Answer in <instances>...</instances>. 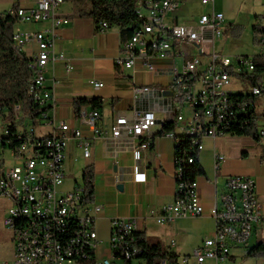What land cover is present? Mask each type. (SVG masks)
I'll return each instance as SVG.
<instances>
[{
    "label": "built area",
    "instance_id": "obj_1",
    "mask_svg": "<svg viewBox=\"0 0 264 264\" xmlns=\"http://www.w3.org/2000/svg\"><path fill=\"white\" fill-rule=\"evenodd\" d=\"M201 1L212 3V11L202 14L193 25H186L174 19L185 0H138L140 22L132 37L124 41L121 54L115 58L119 74L127 69L171 74L172 97L177 100L175 121L182 125L183 133L177 136L168 131L166 134L174 138L175 144L183 137L188 138L192 151L197 152L203 149L204 137L225 135L234 127L247 128L252 122L264 138V113L259 110L264 107V34L258 41L260 51L255 54L231 56L217 51L216 40L223 35L221 25L225 14L214 9V0ZM36 2L35 6H16L9 10L23 23L51 21L47 30H15L13 36L19 52H24L27 44L35 43L37 47L32 55L33 74L27 91L36 108L15 104L13 130L5 121L7 113L0 114V197L10 201L3 222L13 233L12 264H134L144 250L135 236L137 220L112 218L110 254L98 257L101 239L96 218L85 207L84 186L75 184L72 189L62 188L66 178L67 145L77 140L84 156L89 157L92 142L81 128L66 121L57 122L51 115L54 97L46 85L45 69L51 60L64 58L63 55L56 56L53 48L57 28L67 24L69 18L57 12L65 0ZM260 21L264 27V15ZM108 27L107 22L99 25L100 30ZM164 59H172L168 68L155 62ZM176 60L180 61V66ZM252 75L257 76L256 84H250L251 90L245 92V98H229L231 79L235 77L241 83H250L248 77ZM89 82L96 88L104 86L95 79ZM151 90L145 85L132 87L135 99L145 97ZM76 115L89 127L92 138L106 134L99 125V110H88L84 106ZM29 122H32L31 128ZM156 125L155 112L137 108L132 121L117 117L111 126V134L114 138L132 140L147 135L146 140L134 148V157L139 160L141 151L152 144L149 135ZM185 152L180 151L175 158V200L159 211H151V217L159 225L204 213L197 179L182 180L183 163H192V157L187 158ZM223 158L218 156L217 163ZM139 168V165L134 168L136 181L145 179ZM225 188L221 202L215 203L210 211L215 222L213 234L205 237L191 254L179 257V264H205L208 259L214 264H226L233 247L243 248L244 255H248L247 243L255 227L264 222L255 181L247 175H232L226 179ZM101 209L96 206L95 212ZM170 245L174 247L176 241L172 240ZM139 264L145 263L139 261Z\"/></svg>",
    "mask_w": 264,
    "mask_h": 264
},
{
    "label": "crops",
    "instance_id": "obj_2",
    "mask_svg": "<svg viewBox=\"0 0 264 264\" xmlns=\"http://www.w3.org/2000/svg\"><path fill=\"white\" fill-rule=\"evenodd\" d=\"M15 1L17 6L22 7L35 6L37 3L36 0ZM80 9L76 8L74 2H64L58 7V14L68 17L69 22L57 28L53 52L56 56L63 55L64 58L51 60L46 66L45 75L46 85L54 97L51 106L53 118L57 122L66 121L73 127L81 128L84 135L91 138L89 157L84 156L83 148L78 145L77 140L70 141L66 147L65 171L67 174L71 165L80 160L84 161L82 179L87 167L93 171L94 197L91 202H85V207L96 218V228L101 239L98 247L100 257L110 254V221L115 217L136 219L138 230L147 241L161 242L172 236L171 241H176L175 249H171L168 240L167 245L179 257L191 254L205 237L213 234L215 222L210 211L215 203L221 202V195L226 189V179L232 175H247L255 181L256 194L264 215V155L255 156L254 164L249 166L248 154L243 152L241 147L242 136L225 134L204 137L202 140L203 149L199 152V159L206 175L198 177L197 182L198 193L204 206L203 215L180 218L166 225L155 222L151 211H159L164 205L172 203L177 190L175 140L163 133L162 126L165 121H173L174 134L179 136L183 133L182 125L175 121L174 105L177 100L173 99L172 92L166 93L172 91V76L170 73L154 74L142 69H127L122 74L117 73L115 58L121 54L124 43L120 28L110 26L106 30H100L91 17L80 14ZM174 19L178 22L176 13ZM50 26V20L19 23L15 30H47ZM30 46L31 49L25 54L32 58L37 47L35 43ZM155 62L158 66L168 68L172 59ZM176 64L180 66L181 63L176 60ZM91 79L103 82L104 86L94 87L89 82ZM133 85L150 86L152 90L145 97L135 99ZM78 98L100 99L102 107L99 109V125L106 134L92 138L89 127L76 115L74 101ZM86 107L88 110L92 109L91 106ZM137 108L153 111L157 116V125L151 128L149 135L152 145L141 151L139 160L134 157V148L146 140L147 135L132 140L124 137L114 138L111 134L114 120L123 116L132 121L134 110ZM187 113L189 112L186 111ZM218 156L224 157L219 163L216 161ZM137 165L140 172L145 174L142 181L134 179V168ZM75 184L79 183L75 181ZM96 206L102 207L100 212H95ZM194 219H213L212 226L210 230L201 231L200 236L188 245V240L190 243L194 231L197 230L192 222ZM206 231L208 235H204ZM263 241L264 222L255 227L247 246L250 248ZM242 257H248L244 255L243 248L233 247L231 258L226 264L236 262ZM205 264H214V261L208 259Z\"/></svg>",
    "mask_w": 264,
    "mask_h": 264
},
{
    "label": "trees",
    "instance_id": "obj_3",
    "mask_svg": "<svg viewBox=\"0 0 264 264\" xmlns=\"http://www.w3.org/2000/svg\"><path fill=\"white\" fill-rule=\"evenodd\" d=\"M138 0H88L89 9L81 8L80 14L91 17L99 27L100 23L107 22L110 26H118L121 31L123 41L128 40L134 34L140 20L137 13ZM17 5L14 4L12 8ZM20 23L16 15L9 13V10L0 14V114H5V121L10 123L11 129H14L13 107L17 103H22L24 107L36 108V105L28 96V84L32 78L33 70L30 66L32 58L27 57L25 52H19L14 46V32L16 26ZM258 30L259 38L264 34V27ZM251 85L256 84L257 76H249ZM247 95H250L248 93ZM234 98H245L242 92L235 93ZM251 99L254 98L251 96ZM84 106H91L99 110L102 103L98 98H78L74 101L75 111L78 112ZM46 110L48 108H45ZM34 110V109H33ZM175 123L165 121L163 123V133L172 131ZM228 134L238 136H252L257 141L261 140L257 132L256 125L252 122L247 128L234 127ZM152 145V144H151ZM186 150V157H192V163L185 161L183 163L182 180L194 181L200 176L206 175L201 165L199 152L192 151L191 140L183 137L179 144H175V158L179 156L180 151ZM94 177L93 171L87 167L83 173V186L85 190V202H91L94 197ZM137 243L143 247V253L138 261H144L145 264H161L166 261L167 264H179V255L171 249L164 248L160 242H150L141 236L138 231L135 232ZM248 257L264 256V241L258 242L249 248Z\"/></svg>",
    "mask_w": 264,
    "mask_h": 264
},
{
    "label": "rangeland",
    "instance_id": "obj_4",
    "mask_svg": "<svg viewBox=\"0 0 264 264\" xmlns=\"http://www.w3.org/2000/svg\"><path fill=\"white\" fill-rule=\"evenodd\" d=\"M16 1L15 0H0V14L10 10ZM74 2L76 8H84L88 10L90 5L88 0H66L65 3ZM212 3L203 4L201 0H185L182 7L176 12L178 15V22L181 24L193 25L202 14L212 11ZM214 9L222 11L225 14V21L221 28L223 35L216 40L217 51L231 56L237 55H252L260 51V44L258 43L259 33L255 27L260 29L262 23L260 17L264 15V0H214ZM23 23V22H20ZM30 24V23H26ZM30 44L25 45L24 52H29ZM190 50L191 47H188ZM30 55V54H29ZM229 89L233 92H250L251 85L247 82L241 83L237 78L231 79ZM258 102H261L260 97H257ZM260 112L264 113V107L259 108ZM264 126V125H263ZM32 127V122H29V128ZM1 133V129H0ZM242 151L248 154L247 164L253 165L255 156L264 155V138L257 141L252 136L241 137ZM1 148V143H0ZM84 161L80 160L71 165L70 170L66 174L65 184L63 189L72 188L75 181L83 185L82 170ZM10 207V201L0 198V264L9 262L12 264L14 254L13 233L9 226L5 225L3 220ZM213 220V219H212ZM212 220L194 219V226L197 230L194 231L190 243L200 236L201 231L209 229L212 226ZM171 224V223H169ZM210 230V229H209ZM208 231L204 235H208ZM172 236L168 237V242ZM166 239L156 242L162 243L164 248H168ZM254 241H252L253 243ZM170 249V247L168 248ZM175 249V247H171ZM177 250V248H176ZM180 252V251H178ZM98 257V251L96 253ZM92 264V263H89ZM134 264H139V261H134ZM227 264H264L263 257H242L238 258L236 262H228Z\"/></svg>",
    "mask_w": 264,
    "mask_h": 264
},
{
    "label": "bare ground",
    "instance_id": "obj_5",
    "mask_svg": "<svg viewBox=\"0 0 264 264\" xmlns=\"http://www.w3.org/2000/svg\"><path fill=\"white\" fill-rule=\"evenodd\" d=\"M235 93H238V92H233L232 90L229 91V98H234ZM242 93H244V92H242ZM244 94H245V93H244Z\"/></svg>",
    "mask_w": 264,
    "mask_h": 264
},
{
    "label": "water",
    "instance_id": "obj_6",
    "mask_svg": "<svg viewBox=\"0 0 264 264\" xmlns=\"http://www.w3.org/2000/svg\"><path fill=\"white\" fill-rule=\"evenodd\" d=\"M172 91H166L167 94H171Z\"/></svg>",
    "mask_w": 264,
    "mask_h": 264
}]
</instances>
